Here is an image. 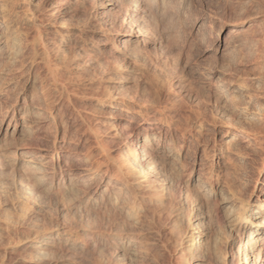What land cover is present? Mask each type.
<instances>
[{"label":"bare ground","instance_id":"6f19581e","mask_svg":"<svg viewBox=\"0 0 264 264\" xmlns=\"http://www.w3.org/2000/svg\"><path fill=\"white\" fill-rule=\"evenodd\" d=\"M244 1L181 42L192 0H0V264H264V0Z\"/></svg>","mask_w":264,"mask_h":264},{"label":"rangeland","instance_id":"374dc122","mask_svg":"<svg viewBox=\"0 0 264 264\" xmlns=\"http://www.w3.org/2000/svg\"><path fill=\"white\" fill-rule=\"evenodd\" d=\"M245 2L246 1H244V0H192V4H191V6H190V8H189V10H188V15H187V18L185 19V21H184V23H183V25L181 26V30H182V32H181V42H183V40H184V38H183V35L184 34H187L191 29H189V28H192V26H193V22L194 21H196L197 19H204V20H208V21H211V19L213 20L214 18L215 19H222V20H225V21H228L229 23H230V25L228 24V28H231V27H233V25L234 24H232V23H235L234 21H237V19L239 18V17H244L245 16V14H246V10L248 9L247 7H249V5H247V4H245ZM199 3V4H198ZM225 3V4H224ZM238 4V5H235V4ZM244 3V4H243ZM234 4V5H233ZM229 5V6H228ZM245 5H247V6H245ZM241 6H243V7H241ZM200 7V8H199ZM192 9V10H191ZM196 9V10H195ZM228 9V10H227ZM230 9V10H229ZM236 9V10H235ZM241 9V10H240ZM245 9V10H244ZM197 10L199 11V12H197ZM218 10V11H217ZM234 10V11H233ZM193 11V12H192ZM201 11V12H200ZM219 12H220V14H219ZM234 12V13H233ZM192 14V16H191V14ZM197 13H199L198 15H197ZM217 13V14H216ZM227 13V14H226ZM238 14V15H237ZM241 14V15H240ZM189 15L191 16V17H189ZM195 15V16H194ZM208 15V16H207ZM212 15H215V16H212ZM217 15V16H216ZM222 17H221V16ZM232 15H234V16H232ZM201 16V17H200ZM205 16V17H204ZM210 16V17H209ZM212 16V17H211ZM214 17V18H213ZM218 17V18H217ZM233 17V18H232ZM188 18H190V19H188ZM214 19V20H215ZM193 21V22H192ZM185 22H186V25H185ZM189 22V23H188ZM192 22V23H191ZM191 23V24H190ZM188 26H189V28H188ZM228 28H226V30L224 31V32H222V36L223 37H225L226 35H227V33H228ZM180 30V31H181ZM189 30V31H188ZM226 33V34H225ZM195 52V51H194ZM213 54V55H212ZM210 57H208L206 60H204V63L206 64H208L209 66H211V67H219V66H221V65H224L225 64V61H222V60H220L219 59V57L217 58V55H215V53L214 52H210ZM208 55V56H209ZM196 55H194V58L196 59L197 57H195ZM216 56V57H215ZM210 58H211V61H213V62H210ZM206 61V62H205ZM222 62H224V63H222ZM212 64V65H211ZM197 106V105H196ZM200 107H202V106H200L199 104H198V106L197 107H195V108H200ZM208 107V108H207ZM203 108L205 109L204 111L205 112H207V113H210V111H215V108L213 107V105H211V104H209V103H207V106H203ZM212 108V109H211ZM207 110V111H206ZM162 227V226H161ZM169 228V229H168ZM168 228H164V230H163V227L162 228H160V225H159V229L157 230V232H154V236L155 237H158V238H156L157 239V241H158V243L160 244V243H162L163 245H166V247L168 248L169 247V253L171 254H173V253H175V251H174V245H176L174 242H172V241H170L171 240V238L170 237H168L169 235V233H170V236H171V228L170 227H168ZM182 227H180L179 228V234H178V238L184 233L183 231H184V227H183V229H181ZM162 229V230H161ZM169 231V232H168ZM159 232V233H158ZM167 232V233H166ZM165 233V234H164ZM159 234H161V235H159ZM159 235V236H158ZM167 235V236H166ZM160 237H161V239H163V240H161L160 239ZM159 239V240H158ZM169 241H168V240ZM167 241L170 243H172L171 245H172V247H171V245H169V243H167ZM174 244V245H173ZM169 245V246H168ZM174 246V247H173ZM177 246V245H176ZM5 249V247L3 248V247H1L0 248V260H2L3 258L5 259V260H7V259H9V257L7 256V254H5L6 252H8L9 251V249L7 248V251H6V249ZM176 252H177V250H176Z\"/></svg>","mask_w":264,"mask_h":264}]
</instances>
